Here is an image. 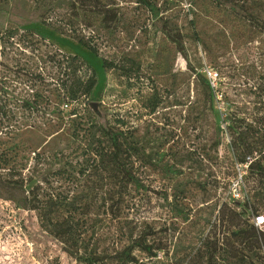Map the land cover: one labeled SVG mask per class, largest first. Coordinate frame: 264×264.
<instances>
[{
  "label": "rangeland",
  "instance_id": "374dc122",
  "mask_svg": "<svg viewBox=\"0 0 264 264\" xmlns=\"http://www.w3.org/2000/svg\"><path fill=\"white\" fill-rule=\"evenodd\" d=\"M185 1L188 12L163 1L152 16L136 0H0V264H76L24 197L36 187L62 201L92 187L101 197L104 179L91 161L117 119L122 138L144 152L133 160L141 187L129 185L133 206L120 205L121 224L151 229L149 241L163 247L153 258L136 253L139 263L208 264L219 207L239 212L252 195L231 155L232 116L264 97V0L244 6L254 21L232 15L236 0ZM74 56L89 67L76 75L93 70L96 86L63 111L60 85L74 78ZM208 69L217 73L211 91ZM35 95L44 102L32 110L25 102ZM110 236L97 239L106 246ZM260 255L248 254L264 264Z\"/></svg>",
  "mask_w": 264,
  "mask_h": 264
},
{
  "label": "trees",
  "instance_id": "16d2710c",
  "mask_svg": "<svg viewBox=\"0 0 264 264\" xmlns=\"http://www.w3.org/2000/svg\"><path fill=\"white\" fill-rule=\"evenodd\" d=\"M136 1L152 16L153 13L155 16L158 14V0ZM246 4H255V0L232 1V15L238 17L239 21H244V17L239 15L241 11L249 19L256 20L254 13L244 7ZM260 30L264 33V28ZM80 45L96 54L87 44ZM67 66L73 70L74 78L69 85L63 82L60 85V94H65L62 104L89 98L96 86L94 71L88 75H76L81 68L89 70L88 65L78 56L71 57V64ZM102 66L104 69L113 68L105 60ZM205 80L207 88L213 90L209 81ZM43 102L41 96L35 95L32 100L25 102V106L37 110ZM123 126L124 122L117 119L115 129L108 130L106 134L110 144L94 150L90 167L99 176H103L106 188L101 197L95 193L96 187L87 188L86 195L78 194L68 201H62L53 194L42 195L38 193L37 187L29 190V195L24 197L25 208L36 212L41 228L62 244L65 253L76 264H140L136 253L153 258L156 250H163V247L149 241L155 233L151 229L135 234L136 225L124 227L121 224L120 205L122 204L123 209L133 206L128 200L129 185L141 187L135 175L133 160L143 158L144 155L134 141L131 142L126 136L122 138L120 130ZM232 130L231 155L239 166L247 165L245 185L252 195L250 199L246 196L239 212L232 209L230 203H222L219 207L216 223L206 235L208 264L216 259L221 264H256L248 254L251 252L255 256H261V250H264V233L249 225L252 217L264 213V97L257 95L254 98L250 113L232 116ZM102 230L111 232L112 239L106 246L97 239ZM220 231L221 236L218 235ZM120 235H125L128 243L122 241ZM260 258L264 262V257Z\"/></svg>",
  "mask_w": 264,
  "mask_h": 264
},
{
  "label": "built area",
  "instance_id": "2783aa9c",
  "mask_svg": "<svg viewBox=\"0 0 264 264\" xmlns=\"http://www.w3.org/2000/svg\"><path fill=\"white\" fill-rule=\"evenodd\" d=\"M163 1L166 2L167 6H168V4H172V2L173 3H178L183 9H186V12H188L189 8H190V5H188L185 0H163ZM163 1H162V4H159V0L157 1V8L156 9L158 11L161 9V7H162V5L164 3ZM216 77H217V73L212 72L209 69L207 70L206 78L209 81V83L212 86V88H214V86H215L213 82L215 81ZM212 80H213V82H211ZM69 105L70 104H65L64 103V104H62L60 106V109L63 110V111H68ZM239 167H241V166H239ZM242 167L247 169V165H243ZM235 198H236V200H243L244 197H243V195L236 194ZM254 225L257 228L264 227V216H256Z\"/></svg>",
  "mask_w": 264,
  "mask_h": 264
}]
</instances>
